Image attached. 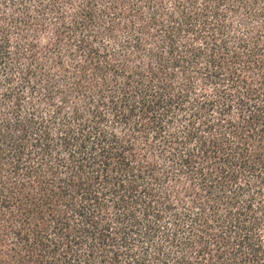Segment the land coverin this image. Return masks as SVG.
Wrapping results in <instances>:
<instances>
[{
  "label": "trees",
  "instance_id": "16d2710c",
  "mask_svg": "<svg viewBox=\"0 0 264 264\" xmlns=\"http://www.w3.org/2000/svg\"><path fill=\"white\" fill-rule=\"evenodd\" d=\"M0 264H264V0H0Z\"/></svg>",
  "mask_w": 264,
  "mask_h": 264
}]
</instances>
